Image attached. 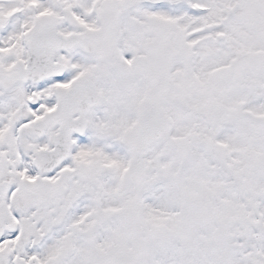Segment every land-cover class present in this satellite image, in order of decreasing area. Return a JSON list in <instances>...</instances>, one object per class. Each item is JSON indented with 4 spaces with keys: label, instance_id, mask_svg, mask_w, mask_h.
Masks as SVG:
<instances>
[{
    "label": "snow or ice",
    "instance_id": "6c2138e0",
    "mask_svg": "<svg viewBox=\"0 0 264 264\" xmlns=\"http://www.w3.org/2000/svg\"><path fill=\"white\" fill-rule=\"evenodd\" d=\"M0 264H264V0H0Z\"/></svg>",
    "mask_w": 264,
    "mask_h": 264
}]
</instances>
